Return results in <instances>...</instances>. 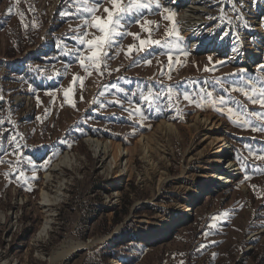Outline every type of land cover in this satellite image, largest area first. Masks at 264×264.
Here are the masks:
<instances>
[{
  "label": "rangeland",
  "instance_id": "rangeland-1",
  "mask_svg": "<svg viewBox=\"0 0 264 264\" xmlns=\"http://www.w3.org/2000/svg\"><path fill=\"white\" fill-rule=\"evenodd\" d=\"M170 1L141 0L149 7L127 14L117 29L160 44L137 51L136 37L117 36L112 48L103 49L107 56L101 55L97 70L93 61L85 60L87 69L79 63L91 55L80 43L83 33L85 39L101 35L85 26L92 13L84 9L97 7L95 15L103 18L111 0L98 6L93 0H0V264H48L51 253L70 242L98 237L104 240L55 264H110L112 258L115 264H264V132L253 130L264 127V119L253 115L264 113V61L248 66L228 51L211 50L221 38L243 49L246 38L239 35L246 31L234 35L224 17L232 18L231 9L240 16L255 9L264 26V6L211 7L203 24L206 36L213 34L210 45L193 49L196 37L186 34L182 18L185 3ZM130 2L122 0V6ZM244 21L247 33L255 34L252 22ZM130 45L136 46L131 54ZM77 76L82 84L73 82ZM149 90L150 102L144 99ZM185 92L202 107L185 100ZM198 115L216 121L213 134L225 137L237 169L228 182L203 188L181 221L179 204L204 183L199 175L218 155ZM162 120L179 132L160 129ZM89 135L126 147L153 136L154 165L139 143L132 171L118 177V169H107L109 154L96 152ZM66 153L73 162L56 167ZM117 180L120 185L113 186ZM43 189L55 196L47 205ZM46 218L50 231L40 233ZM169 220L170 229L146 238Z\"/></svg>",
  "mask_w": 264,
  "mask_h": 264
},
{
  "label": "bare ground",
  "instance_id": "bare-ground-1",
  "mask_svg": "<svg viewBox=\"0 0 264 264\" xmlns=\"http://www.w3.org/2000/svg\"><path fill=\"white\" fill-rule=\"evenodd\" d=\"M213 0H204L203 2L200 0H173L172 2H185L186 5H184V10L182 13V18L186 20L187 27L186 34L192 35L196 38H193V49L203 48V46L208 47L207 43L212 39V36H206V31L203 30L202 26L203 24H206L207 19L204 18L205 12H208L209 10H212L211 2ZM191 26V27H190ZM205 27L204 29H206ZM260 29H262L260 27ZM209 32V31H208ZM261 33L263 31L261 30ZM249 36V35H247ZM241 40V39H240ZM222 41H225V39H221L220 41L215 42V51L214 53H218V48L221 50L222 48H225V43ZM247 42L249 43L248 45ZM244 44V49L246 50L242 54L243 50L238 52L237 49L234 47L231 48L230 51V57L234 59V61H237L238 59L240 62H243L244 64L248 66H254L253 63L256 61L257 58H263L264 60V44H257L255 45V39L253 37L246 38V40L242 41ZM255 49V50H252ZM252 50L253 54L249 53V57L246 56L248 51ZM219 54V53H218ZM252 56V57H251ZM196 120L198 122H202L206 125V132H205V140L208 142L209 145H212V148L218 147V155L214 157L212 160V164L208 165L204 168L203 172L199 175V178L202 182H204L202 185L200 184L197 188H192L190 191L192 192L190 195V198L187 199V202L180 203L179 206L184 211L183 216L181 217V221L185 220L194 209L193 205L201 198V190L203 188H209L211 186V183L214 182L216 185L224 184L225 182H228L231 178V174H233L235 169L237 167H234V161L229 158V151H228V142L225 140V137L223 135L219 134H213L215 133V129L218 128L216 126V121H213L210 117L206 116H197ZM160 129H163L165 132H174L178 133L179 129L178 126L167 120H162L159 123L158 126ZM86 139L89 141L93 149L100 153L103 158H106V153L109 154L108 158V170L118 169L117 176H121L125 173H130L132 171V163L134 160V155L137 151V148L139 143L141 147L143 148L144 152L146 153V156L149 157L148 164L152 165L154 162L152 161V158L149 156V150L151 148V142L154 140L153 136L150 135H144L139 138V143H136L132 146H124L118 141H113L110 139L103 140L98 137H93L91 135L87 136ZM166 156V155H165ZM73 157L66 153L64 156L61 157V159L55 164V166H59L62 163L70 164L73 162ZM154 165V164H153ZM47 178H49V174L46 175ZM128 177V176H127ZM160 176L159 183L162 182ZM127 179V178H126ZM121 183L120 180H117V182L113 183V186H119ZM191 188V187H190ZM211 188V187H210ZM62 189V188H61ZM196 192V193H195ZM59 194V193H56ZM55 194V195H56ZM42 196L44 199V204H49L52 202L53 197H55L51 192L48 190L42 191ZM58 196V195H57ZM51 220L50 218H46L45 222L43 223L42 229L40 233H48L51 228ZM180 223V222H178ZM173 222L169 220L166 224L162 225V228H156L153 233L147 234L146 238H150V236L154 238H158L160 235L163 234L164 229H170L173 226ZM106 236V235H105ZM104 238H93L89 239L87 241H81V240H74L73 242H70L68 246L62 247L60 250L54 251L49 256L50 260L48 264H55L58 260L63 259L68 254L73 252L75 249H80L82 247H87L89 245H92L98 241H102ZM62 244V243H61ZM67 244V243H66ZM116 259L112 258L110 264H115Z\"/></svg>",
  "mask_w": 264,
  "mask_h": 264
},
{
  "label": "snow or ice",
  "instance_id": "snow-or-ice-1",
  "mask_svg": "<svg viewBox=\"0 0 264 264\" xmlns=\"http://www.w3.org/2000/svg\"><path fill=\"white\" fill-rule=\"evenodd\" d=\"M104 0H93V3L95 5L102 4ZM111 4L113 7L111 8H104L103 11L106 13V17H101L99 15H95L97 11V7H86L84 11L88 13H92V19L85 20V26H91L95 27L96 29L99 30L101 35L95 36L93 39H85L88 35L87 32H84L83 35L80 37V43L81 44H87L91 55L90 56H81L79 59V63L81 64L82 67H85L87 69L88 65H85V60L93 61L94 66L97 70L100 69V58L101 55L107 56V53L103 51V49L107 46L108 48H112L115 45V38L117 36H123L125 34L127 35H132L136 37L139 40V48L137 51L143 50L146 46L151 47L152 45H158L160 44V41L158 40H150V39H141L138 33H125V32H118L117 29H120L122 27L121 21L125 20L127 14L129 13H134V12H140L141 9H146L149 7V4L147 3H142L141 0H132L128 5L122 6V0H111ZM67 15V13H65ZM165 19H171V16L165 17ZM138 22V21H137ZM171 34V33H169ZM224 35H227V33H224ZM135 45H130L128 48L129 54H131L133 48H135ZM79 51V50H77ZM209 61L212 60V57L208 58ZM169 60H171V57L169 56ZM135 63V61H133ZM146 63L151 64V60L148 59L146 60ZM216 63L223 64L224 61H217ZM213 69L208 68L205 66L204 71H212ZM116 71H119V69H116ZM91 73H89L90 75ZM101 75H104L103 72L100 73ZM76 80H79L80 83H83V78L82 77H74V83ZM70 91V90H69ZM69 91H65V96L67 97L69 95ZM203 91V89H202ZM240 91L244 92L245 96H248V98L251 100L253 104H256L258 101L256 98H253V96H249L248 92L245 91L243 88L240 89ZM255 91V89H254ZM209 96H211V93H208ZM259 96L261 97L259 99V103L264 105V88L259 89ZM83 97H81L82 99ZM144 99L146 101H151L152 99V93L151 90H149V94L144 96ZM184 99L189 100L192 103H196L197 107H202V105L193 100L192 97L185 92L184 93ZM220 104L225 103V97L220 96L218 98ZM69 103L72 104V106L75 108V103H73L71 100H69ZM116 103H119V101H116ZM216 101H213V104H215ZM135 111L140 112L141 110L137 108ZM217 111L223 112V108H217ZM228 113L231 115L233 113L232 108H228ZM141 115L143 116V113L141 112ZM255 116L261 117V119H264V113H253ZM146 118V117H145ZM250 123L249 121L245 120L244 124ZM254 131H260L264 132V127L256 128L253 129ZM70 146V145H69ZM0 151H2V148H0ZM260 159H264V156L260 157ZM3 160H0V163H3ZM22 175V173H21ZM226 215V213H225ZM215 255V254H214Z\"/></svg>",
  "mask_w": 264,
  "mask_h": 264
},
{
  "label": "built area",
  "instance_id": "built-area-1",
  "mask_svg": "<svg viewBox=\"0 0 264 264\" xmlns=\"http://www.w3.org/2000/svg\"><path fill=\"white\" fill-rule=\"evenodd\" d=\"M173 1V0H172ZM172 1H170L172 4H179V3H181V2H175V3H173ZM186 1V0H185ZM189 1V0H188ZM200 1H204V0H200ZM185 2H182L181 4H184ZM186 5V4H185ZM211 5H212V7L213 6H216L217 7V5H219L218 7H224V8H226V9H228V7H233V6H237V7H240L241 5H243V6H246V7H252V6H264V0H213L212 2H211ZM242 7V6H241ZM221 11H219V13H220ZM230 13H231V17L232 18H229L228 20L224 17V19L227 21V23H228V27L232 24V25H234V35L237 33V32H240V33H242L243 31L245 32L244 33V35L243 36H241V35H239V39H243V38H250V37H253L254 39H255V45H257V44H264L263 42L261 43V42H259L258 40H256V39H260L259 37H260V35L259 34H257V33H259L260 32V34H262V35H264V26H263V24H262V20L259 18V16H256V10L255 9H252V10H249L248 9V11H244V15H239V13L235 10V9H231L230 10ZM229 13V14H230ZM244 16H247V17H244ZM244 19H248V21H251L252 22V25H253V27L254 28H256V30H257V32L255 33V34H253V33H251V34H249V33H247L248 32V30H251V28H250V26H249V24L246 22V21H244ZM236 24H238V28L237 27H235V26H237ZM257 25V26H256ZM246 26H248L249 27V29L247 30V28H246ZM204 27V25L202 26V28ZM260 27L262 28V29H260ZM261 30L263 31V33H261ZM210 33V32H209ZM247 35H249V36H247ZM238 38V37H237ZM221 39H225V41H222L223 43H225V48L223 49H219L218 48V53H226L227 51L229 52V54H230V51L232 50L231 48H233V47H230L229 45H228V42H229V38L227 39V38H221ZM221 39H218V41H220ZM210 43V42H209ZM209 43H207L208 45H210ZM215 43H214V45H213V47H215ZM204 47V46H203ZM244 47V46H243ZM211 50H213V51H215V48H212ZM243 50V52H242V54H246V53H244L246 50L243 48V49H241V48H239L237 51L238 52H240V51H242ZM252 50H255V49H252ZM252 50H249L248 51V53H247V55L246 56H248L249 55V53H251V55L253 54V52H251ZM241 53V52H240ZM249 57V56H248ZM252 57V56H251ZM263 60V58H257L256 59V63H257V61L258 60ZM264 61V60H263ZM254 62V63H255ZM253 63V64H254Z\"/></svg>",
  "mask_w": 264,
  "mask_h": 264
}]
</instances>
